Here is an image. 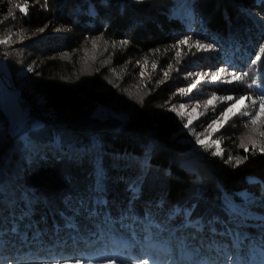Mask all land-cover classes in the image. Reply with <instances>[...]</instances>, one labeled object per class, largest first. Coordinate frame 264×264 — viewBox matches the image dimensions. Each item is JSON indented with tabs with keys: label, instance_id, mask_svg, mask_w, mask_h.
Returning a JSON list of instances; mask_svg holds the SVG:
<instances>
[{
	"label": "trees",
	"instance_id": "obj_1",
	"mask_svg": "<svg viewBox=\"0 0 264 264\" xmlns=\"http://www.w3.org/2000/svg\"><path fill=\"white\" fill-rule=\"evenodd\" d=\"M179 1L48 0L45 5L44 0H0V40L13 36L12 44L0 45V62L31 114L42 121L11 136L0 105V206L7 210L4 200L13 199L9 213L17 223L12 229L0 226L9 264H111L106 257L141 264L135 259L139 255L118 248L121 242L138 249L143 238L151 239L133 233L130 220L150 219L166 230L181 224L184 207L202 222L196 228L202 232H185L181 225L173 237L194 252V260L203 257L213 264L228 255L225 227L243 239L234 253L264 249V220L238 210L245 200L240 192L260 191L257 201L255 195L249 200L264 214V155L248 154L234 168L227 155L197 151L183 134L186 119L167 110L184 86L174 77L176 68L203 64L186 46L176 57L172 46L185 36L214 41L217 47L207 64L247 72L240 95L260 99L264 0H185L187 14L176 11ZM25 2L27 17L15 8ZM46 22L50 26L40 34ZM97 37L93 49L91 39ZM123 39L129 41L126 48L111 47ZM145 57L157 68L140 77L137 62ZM169 65L170 78L155 88ZM30 67L33 71L27 72ZM252 81L256 85L248 88ZM96 107L111 114L95 115ZM121 113L124 123L111 118ZM236 126L226 142L234 156L243 157L246 153L233 142ZM20 215H27V226ZM153 241L164 243L161 237ZM204 243L208 252L201 249ZM261 260L264 256L258 255Z\"/></svg>",
	"mask_w": 264,
	"mask_h": 264
},
{
	"label": "rangeland",
	"instance_id": "obj_2",
	"mask_svg": "<svg viewBox=\"0 0 264 264\" xmlns=\"http://www.w3.org/2000/svg\"><path fill=\"white\" fill-rule=\"evenodd\" d=\"M176 11L180 14L181 13H183V14L188 13L189 7L185 4V0L179 1L178 5L176 6ZM197 39H199V38H197ZM195 40H192V42H194ZM201 42L207 43L209 41L202 39ZM210 55H211V52H209V53H197L195 55L196 57L203 58L202 59L203 64H201L202 66L196 65V66H193L192 68H189V66L183 67V68L178 67V69L176 68L174 77H175V79H181L183 81L182 83L184 84V86H182L176 90V93H177L176 99H178V100L175 102V106H177V108H178L179 104H181V103L186 104L187 105V113L191 114V116L194 120V124L192 126V131H190L189 129H185V131L183 132L185 139H188L190 141L192 148H194L195 150H197V151L205 150V151L211 152V154H212L215 151V147L210 148V149H202L199 145H196L194 142L195 141V135L193 134V132L194 133H200L201 131H203L204 128L206 127V125L211 122V118L215 114L209 110L206 115L202 116L199 120H197L196 119L197 113H192L191 109H192V107H194L196 105L197 102H199L201 104V107L198 109V112H203L204 108L202 107V105H203L204 101H206L208 98H210L211 95H213V94L218 95V96L219 95H234V96L238 97L242 93V91L239 89V87H242L243 84L240 82H235V83L229 85V84H224L220 81L212 83V82H210L209 78H205L197 86V88L193 90V92L190 95L181 96L178 94L179 90L181 88H187L190 86V84L195 80V74L201 73L203 71L216 70L219 68L217 66L214 67L212 64H207L209 61H206V58H208ZM152 64H153L152 62L145 63V61H139V64H137V65H139L140 70H143L145 73V72H149V71L153 70ZM184 65H186V63H184L183 66ZM221 67H223V66H221ZM189 72L193 73L192 77H188L187 74ZM225 78L230 79V77H225ZM171 79H172V77H171ZM159 80H162V79L160 78ZM213 91H221V92L216 93ZM253 99H255L257 101L256 111H258V105H259L260 99L257 97L253 98ZM0 105H1L2 110L5 113V117H6V120L8 123L7 131L11 136L20 135L22 133V131L27 127V125H30L34 128L40 127L42 125V121L40 119H38L35 115L31 114L29 107L27 106V104L23 101L22 97L20 96L19 88L17 86H15L12 79L10 78V74H9L7 68L1 62H0ZM223 107H224V105H220L219 108H217V114L219 113L220 109ZM106 113L111 114V112L108 109L103 108V107H96L95 110L93 111V114H95V115L106 114ZM235 124L237 125L236 126L237 132L235 134V139L233 142L236 145V147H239V144H240L242 137L249 136V135L253 136V138L256 139L258 145L262 144L261 143L262 142L261 137L259 136V132H262L261 128L264 127V117H261L256 125H252L250 122V118L237 116V117L232 118L221 129L220 132L213 134V136L210 137V139H209V142H211V140H214V139L220 140L221 151H222L223 156L224 155L234 156L233 155L234 151L231 150V148H230V146H232V145H230L231 143H229V141L226 142V140H228L230 137H232V135H230L228 133L232 129L233 125H235ZM201 138H203V137H201ZM222 155H220V156H222ZM23 195H25V194H23ZM252 195H255V196H253V198L256 199L255 201H257L258 196L260 195V191H258L256 194H253V193L248 194L245 191L240 192V196L245 198V200H244L243 206L242 205L238 206L239 207L238 210H240L242 212V214H244V213L248 214L249 217H252V216L255 217L256 216L260 220H264V214L259 213L260 211H258V209H255V210L253 209L255 206L254 205L252 206V203H254L255 201L250 203L251 201L249 199H250V196H252ZM15 199H19V198L16 197ZM11 201L13 202L14 200L13 199L4 200V203L7 206V210L3 209V207L0 206V226L3 225L6 228H10V229L17 227L16 220L13 219L14 216L11 213H9V208H10L11 204H13ZM229 205L233 206L235 204H233L230 201ZM190 211H191L190 208L184 207L182 209V214L178 215L179 217H182L181 219H179V221H181L180 222L181 224H177L176 226L169 224V226L166 230H162L160 227L157 226V224H152L150 222V219H147L145 221L144 220L140 221V220H136V219L132 218L130 220V225H129L130 230L133 228L135 231L133 233L138 232L140 237H146L147 235H150V237H151V239H149V240L143 238L145 240V242L143 243L144 245L141 248L132 249L133 252L139 256L141 254H149L151 256H154L157 259L158 264H159V262H162V261H167L168 264H171L172 259H176L177 261L191 259L194 256V252L191 250H187L184 246L179 244L176 241V239L173 237L174 232H175V228H180L181 225L183 226L182 228L185 229V232H187V230H189L190 228L196 229L199 226H202V222H200V220L198 218H191L190 217ZM172 214H173V211L170 210L167 215L169 217H171ZM20 216H21V219L23 221L22 225L27 226L29 224V222L26 220L27 215H20ZM257 224L258 223H254L253 221L251 222L252 226L257 225ZM196 230L198 231L199 229H196ZM226 230L228 232L227 236L231 241V245H229V251L228 252L234 253L235 252L234 251L235 246L237 245V241L240 240V237L235 233H233V234L229 233L227 227H225V231ZM259 231L260 230L258 229V232ZM118 232L120 234H123V235L128 234V232L126 234H124L121 229H118ZM198 232H202V231H198ZM185 234L189 236L191 241H194L195 243H197V245L198 244L200 245V242H198V238L196 237V235L192 236L190 234V232H189V234L188 233H185ZM127 237H128V235H127ZM159 237H161L164 240L163 244L158 243L157 241L156 242L153 241L154 238H157V240H158ZM122 238L123 237H121V239ZM121 247L123 248L122 250H124L126 252L130 251L132 248L129 243H126V244L124 243V245H123L120 242L118 248H121ZM232 248H234V250ZM201 249H203V251L204 250L207 251L208 246L206 247V243H204V247ZM212 250L215 252V248H213ZM200 252H202V250L198 251V253H200ZM214 252H210L208 254L212 255V253H214ZM189 253H192V255L190 256ZM127 259L129 260L130 258L127 257ZM217 260H216V264H227V262H224L225 260L227 261V256H225V258L222 260L220 258ZM51 264H54V263H51Z\"/></svg>",
	"mask_w": 264,
	"mask_h": 264
},
{
	"label": "snow or ice",
	"instance_id": "obj_3",
	"mask_svg": "<svg viewBox=\"0 0 264 264\" xmlns=\"http://www.w3.org/2000/svg\"><path fill=\"white\" fill-rule=\"evenodd\" d=\"M136 4H142L144 0H133ZM38 3V0H37ZM44 4H48V0H44ZM15 8L22 14H24L25 17H27L29 13L30 5L29 3L25 2L23 5L21 4H15ZM41 10H47L46 8H41ZM11 18V17H10ZM49 23L46 22L44 26L39 28V33L43 34L49 27ZM106 30V28H105ZM59 31V29H57ZM97 38L91 39V44L93 49L97 47L98 43ZM204 39V37H201L199 39H196L194 42H192L191 36H185L182 39H179L176 44H174L172 47L177 49L175 55L176 57L181 56V51L179 50L181 46H186L188 48V54L195 56L197 53H209L212 52L217 45L215 42H207L202 43L201 40ZM13 42V36H8L7 39L0 40V45H10ZM129 44V41L127 39H123L120 41H113L111 47L113 49L117 48V45H119L120 48H126ZM156 51H159V49H156ZM65 59H67V53H65L64 56ZM107 63V61H105ZM145 63H147V57H145ZM179 63V61H178ZM139 64V62H137ZM231 67L229 65H226L224 67H219L216 70H210V71H203L201 73L195 74V80L190 84L187 88H181L179 90V95L181 96H188L190 95L194 89L197 88V86L205 79L209 78L210 82L214 83L217 81H220L224 84H233L235 82H240L248 75L247 72H242V70H234V71H228L227 69ZM153 70L157 68V64H152ZM27 72H32L33 68L26 69ZM171 72V65H169V70L163 72L164 79L159 80L154 85L155 88H159L161 85H163L166 80L169 78ZM140 77H143L145 75L144 71L141 70L139 73ZM188 77H192L193 73L189 72ZM225 77H230V79H226ZM151 82V81H150ZM256 81H252L247 85L248 88H253L256 85ZM264 87V85H262ZM149 94H151V90L149 91ZM220 105H224L223 108L220 109L219 113L217 114V108H219ZM201 107V104L199 102L196 103L194 107H192L191 112L197 113L196 119L199 120L202 116L206 115L207 112L210 110L215 115L212 116L211 122L206 125L203 131L200 133H194L195 135V144L199 145L202 149H210L215 147V151L212 153L214 156H220L222 155L221 151V142L219 139H214L209 142L210 137L213 136V134L218 133L221 131V129L234 117L242 116V117H248L250 118V122L252 125H256L257 122L260 120L261 117H264V91L260 92V100L258 105V111L257 109V101L252 98L250 95H239L238 97L234 95H211L210 98H208L206 101H204L202 107L204 108L203 112H198V109ZM168 111H171L172 113H175L178 117L181 119L186 118V123L183 124V127L185 129H189L192 131V126L194 124V120L191 116V114L187 113V105L184 103L179 104L178 108L177 106L173 105L170 108L167 109ZM102 118V117H98ZM112 119L117 120L119 123H124L126 117L123 113H121L119 116L112 115ZM255 131V130H254ZM260 137H264V132H259ZM203 137V138H201ZM239 147L243 149V151L246 153V155L242 156H229L227 158V163L233 165L234 168H238L240 165L244 164L248 159V154L255 155L257 153L264 155V144L257 143L256 139L253 138V136H244L242 137ZM132 188H135L136 185L133 184L131 186ZM229 210L232 211L233 208L229 207ZM238 214V210H236ZM243 243V239L237 241V247H239L240 244ZM4 243L2 240H0V264H9V259L11 258H5L2 249L4 248ZM191 256L192 253H189ZM264 256V249H261L259 247H251L246 254L244 253H229L227 255V264H264V260L257 261V256ZM108 261L111 262V264H120L118 260L115 259V257H106ZM136 260L140 261L141 264H158L157 259L154 256H151L149 254H146L145 256H137L135 257ZM77 261L80 262L79 259ZM14 264H23V262L15 261ZM85 264H87V261H85ZM159 264H168L167 261L159 262ZM171 264H210L208 259L201 258L199 261H196L194 259L189 260H180L177 261L176 259H172Z\"/></svg>",
	"mask_w": 264,
	"mask_h": 264
},
{
	"label": "bare ground",
	"instance_id": "obj_4",
	"mask_svg": "<svg viewBox=\"0 0 264 264\" xmlns=\"http://www.w3.org/2000/svg\"><path fill=\"white\" fill-rule=\"evenodd\" d=\"M222 260V259H221ZM224 262H227L226 260Z\"/></svg>",
	"mask_w": 264,
	"mask_h": 264
}]
</instances>
